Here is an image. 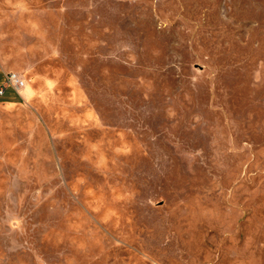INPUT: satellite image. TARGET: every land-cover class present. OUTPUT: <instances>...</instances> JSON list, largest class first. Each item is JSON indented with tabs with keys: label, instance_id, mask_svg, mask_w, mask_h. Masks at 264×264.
I'll use <instances>...</instances> for the list:
<instances>
[{
	"label": "rangeland",
	"instance_id": "rangeland-1",
	"mask_svg": "<svg viewBox=\"0 0 264 264\" xmlns=\"http://www.w3.org/2000/svg\"><path fill=\"white\" fill-rule=\"evenodd\" d=\"M0 264H264V0H0Z\"/></svg>",
	"mask_w": 264,
	"mask_h": 264
},
{
	"label": "built area",
	"instance_id": "built-area-1",
	"mask_svg": "<svg viewBox=\"0 0 264 264\" xmlns=\"http://www.w3.org/2000/svg\"><path fill=\"white\" fill-rule=\"evenodd\" d=\"M25 85L24 79L17 73H9L6 75V80L0 85V94H4L7 88L12 87L16 91H20Z\"/></svg>",
	"mask_w": 264,
	"mask_h": 264
},
{
	"label": "trees",
	"instance_id": "trees-1",
	"mask_svg": "<svg viewBox=\"0 0 264 264\" xmlns=\"http://www.w3.org/2000/svg\"><path fill=\"white\" fill-rule=\"evenodd\" d=\"M9 91L14 92V93L17 95V97L19 98V96H18V94L15 92V90H14L12 87H9V88H7V90L5 91L4 94H1V96L3 97V99H7V98H6V95L8 94Z\"/></svg>",
	"mask_w": 264,
	"mask_h": 264
}]
</instances>
